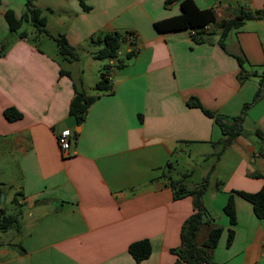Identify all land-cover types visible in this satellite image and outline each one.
<instances>
[{
  "label": "crops",
  "instance_id": "1",
  "mask_svg": "<svg viewBox=\"0 0 264 264\" xmlns=\"http://www.w3.org/2000/svg\"><path fill=\"white\" fill-rule=\"evenodd\" d=\"M32 1L43 10L47 36L56 30L77 58L68 62L57 49L14 37L3 18L7 8L0 12V160L10 157L17 168L15 179L6 180L13 192L3 204L18 194L21 211L20 227L5 232L6 241L0 238V264H173L171 250L180 246L182 225L194 212L192 197L174 199L170 185L181 180L187 190L195 188L182 175L172 177L174 163L187 151L188 161L215 160L201 198L206 215L197 245L221 229L216 245L206 249L213 264H264V219L234 193L264 186V21H246L227 36L224 48L219 44L222 21L241 9H264V0H193L215 17L200 44L189 30L154 27L179 15L181 0H85L88 11L76 0ZM24 10L23 0L13 11L19 18ZM113 32L125 38L118 53L122 65L112 66L110 89L101 92L95 86L111 61L94 59L99 47L88 41ZM237 56L256 76L240 82ZM258 89L263 94L252 102ZM78 93L95 97L80 126L69 114ZM192 99L215 116L243 117L244 134L218 157L221 130L214 118L188 105ZM10 107L19 119L4 118ZM61 133L69 134L65 154L57 143ZM230 195L232 226L223 212ZM142 240L151 252L137 263L128 246Z\"/></svg>",
  "mask_w": 264,
  "mask_h": 264
},
{
  "label": "trees",
  "instance_id": "2",
  "mask_svg": "<svg viewBox=\"0 0 264 264\" xmlns=\"http://www.w3.org/2000/svg\"><path fill=\"white\" fill-rule=\"evenodd\" d=\"M82 9V11H88L89 7L85 4V0H76ZM25 10L24 13L18 18L11 9H6L3 13V18L8 30L12 33H18V36L23 39L26 36V32L20 31L23 22H28L38 33V35H48L46 26V18L43 15V10L35 7L32 0H24ZM180 14L154 23V27L159 32L169 31H181L189 30L191 32V39L197 43L204 42V36L207 34V28L214 24V13L210 9L200 10L196 7L193 0H181L179 2ZM248 20H260L264 21V9H258L254 11H246L241 9L238 15L233 19L222 21L219 27L222 28L219 37V44L224 48L223 41L227 36L234 31H237ZM55 42L58 55L68 62L75 61L77 58V52L75 48L68 45L64 36L51 37ZM125 41L122 34L118 32L113 33H97L89 38V44L99 47V49L93 54V58L96 60H109L113 61L116 67L122 65V61L118 59L120 46ZM131 52L126 53V57H130ZM239 67L241 68L238 79L240 82L243 80L256 76L255 71H245L244 66L246 62L243 58L235 57ZM109 64L103 67V71L100 72V80L96 84L95 89L97 91L105 92L109 91L110 86L107 80V71ZM249 68V67H248ZM60 74L63 72L60 71ZM66 74V73H65ZM67 75V74H66ZM259 85L264 87V74L259 76ZM263 94V90L258 89L254 94L252 102L256 101ZM95 100V97H87L83 93L76 94L69 106V114L74 117L76 125L80 126L84 120L86 110L90 104ZM192 107L199 108L206 116L214 118L215 123L221 130L223 138L217 142L216 145L220 146L219 152L216 154L218 157L220 152L231 144L233 139L239 135L244 134L241 127L242 115L234 117L232 119H224L215 116L212 112L202 108L197 100L192 99L188 103ZM249 104L244 105L243 111ZM243 113V112H242ZM4 118L8 121L17 120L21 117V114L14 108H6L3 111ZM77 136V133H74ZM207 177L203 179V182L190 190H187L182 184L181 180H174L171 182V188L173 190V198L179 199L184 196L192 197L193 214L183 223L180 232V246L171 250L172 254L176 255V261L173 264H213L211 258L206 252V249L213 248L221 234V229H213L209 233L208 238L203 242L202 246H198L196 243V234L203 224V217L206 215V211L202 204L201 198L207 188ZM3 189L0 188V195ZM236 195L242 197L252 205L253 212L258 219H264V186L255 193L234 192ZM13 198V204L17 202V195ZM3 204V203H2ZM1 205V203H0ZM223 212L228 218L229 224L232 226L235 223V211L234 204L231 195L228 197ZM20 215L21 212H12L6 214L3 208H0V235L9 230H16L20 227ZM227 243L230 242L232 237V231H228ZM151 252L150 244L147 240L137 241L128 246V253L139 263L148 258Z\"/></svg>",
  "mask_w": 264,
  "mask_h": 264
},
{
  "label": "rangeland",
  "instance_id": "3",
  "mask_svg": "<svg viewBox=\"0 0 264 264\" xmlns=\"http://www.w3.org/2000/svg\"><path fill=\"white\" fill-rule=\"evenodd\" d=\"M20 2H23V0H0V12L5 8L12 9L15 12H17L18 11V4H20ZM55 2H57V0H35V5L41 4V3H46L48 5H54ZM32 3L34 5V1H32ZM52 18H53L52 16H49L50 22H51ZM3 27H4V21H3L2 17L0 16V40H2V41L4 40L2 30H1ZM20 31L26 32L25 39H21L18 36V33H12V35L14 37L22 40V41H25L26 43H28L31 46L38 45L39 47H41L45 51H48L49 48L56 51L55 42L45 34L38 35V33L35 31V29L28 22L22 23V26L19 29V32ZM55 31L56 30H53L52 33H55L54 37L57 38L59 36L57 35V33ZM10 38H11V36L8 37V40ZM12 39H13V37H12ZM90 46H92V45H90ZM122 47H123V44H121L120 50H123ZM104 62H105V60H102L101 65ZM62 63L64 66H67V63H64V62H62ZM99 68H101V66ZM187 155H189L188 151L179 157V160L177 161V163H174V168L171 170L172 175H173L172 176L173 179H177L180 175H182V177H185L184 180L188 185H191L190 183H192L193 185H191V186L197 187L203 182V179L208 176V178H207V185H208L209 175L212 172L210 166L211 165L214 166L215 160L213 158H209L207 161H203L202 159L195 158L192 161H188ZM2 162H4V163H2ZM16 169H17L16 165L10 157H9V160H6V161L0 160V180H1L0 188L3 189L4 195H7L8 197L13 192V187L10 186V184H8V182H6V180H9L11 178L15 179V177L17 175ZM211 178L213 181L214 177H211ZM1 206L5 210L6 214H10L12 212H18V211L21 212L20 206L17 203L16 204L10 203L9 200H7L4 204H1ZM7 232H9V231H7ZM4 235H5L4 233H1V235H0L1 236L0 238L1 239L3 238L2 242L6 241L9 238L8 235H6V236H4Z\"/></svg>",
  "mask_w": 264,
  "mask_h": 264
},
{
  "label": "built area",
  "instance_id": "4",
  "mask_svg": "<svg viewBox=\"0 0 264 264\" xmlns=\"http://www.w3.org/2000/svg\"><path fill=\"white\" fill-rule=\"evenodd\" d=\"M114 65V62L111 61L108 67V71H107V80L108 82L111 80V73H112V66ZM57 143L60 149V152L65 154L70 147V142H69V134L68 133H61L58 137H57ZM262 248H264V240L262 242Z\"/></svg>",
  "mask_w": 264,
  "mask_h": 264
},
{
  "label": "water",
  "instance_id": "5",
  "mask_svg": "<svg viewBox=\"0 0 264 264\" xmlns=\"http://www.w3.org/2000/svg\"><path fill=\"white\" fill-rule=\"evenodd\" d=\"M4 202V193L1 192V195H0V203L2 204Z\"/></svg>",
  "mask_w": 264,
  "mask_h": 264
}]
</instances>
